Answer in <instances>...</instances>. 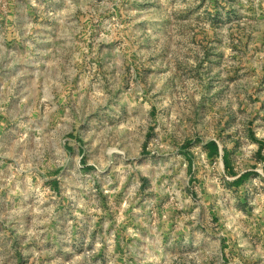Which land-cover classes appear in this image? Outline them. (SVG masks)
Listing matches in <instances>:
<instances>
[{"label":"rangeland","instance_id":"obj_1","mask_svg":"<svg viewBox=\"0 0 264 264\" xmlns=\"http://www.w3.org/2000/svg\"><path fill=\"white\" fill-rule=\"evenodd\" d=\"M0 17V155L32 187L0 180L4 227L27 201L40 238L54 219L68 243L79 218L63 264H264V0H0ZM71 126L92 167L55 193L31 173Z\"/></svg>","mask_w":264,"mask_h":264},{"label":"crops","instance_id":"obj_2","mask_svg":"<svg viewBox=\"0 0 264 264\" xmlns=\"http://www.w3.org/2000/svg\"><path fill=\"white\" fill-rule=\"evenodd\" d=\"M19 1L20 0H11V3L16 4ZM12 15L15 16L14 14ZM54 131H56L55 133H60L59 136H57ZM50 133L53 134L48 136V139L46 142L44 141L42 145L44 146V151L47 157L46 162L36 164L37 170L31 173V176L36 178V180L44 181L46 186H48L51 191L56 193L60 187V179L63 176H67V182L69 180H74L75 175H70L68 173L71 163L79 164L83 167V169H90L92 166H90L89 162L86 161L87 153L84 149V138L77 126H71L70 128L63 127L61 129L55 128V130H50ZM210 141L211 140H206L204 142V145L207 147V150L204 153L206 156L212 157L213 153L215 155L219 154V147L217 144V150L215 149L214 152H211L209 150V147L212 148ZM5 144L7 143H4V139L0 137V150L4 148L2 145ZM9 146L7 149L11 151L13 147H11L12 145L10 147ZM223 158V164L226 165L225 168H227V170L231 169V162L227 149L225 150ZM8 164L9 162L6 163L0 155V180L4 181L5 179L10 178V176L19 178V182L16 183L15 186L9 188L8 191H10L12 196L27 197L31 195L32 187L27 183L28 176L26 175L23 178L22 174H20L21 172H19V174L10 173L11 170ZM241 173L242 171L236 173V177ZM13 180L16 181L15 178ZM2 191L5 192L4 187H1V192ZM71 193L74 194V190L71 191L69 190V187H67L64 195L68 196ZM10 195H7L6 198L3 197L1 200L2 204H4L3 202H7ZM23 203L20 202L21 205ZM26 204L28 207L23 208L21 211L25 210L27 212L24 211L25 213H21L19 217L24 223H21L20 221L15 225L7 227H4V223H0V264H63L64 259H66L67 263H69L68 260L70 259L69 257H66L67 252L69 253V250H67L68 247L63 249L61 245L62 240L67 243V239H62L63 234L60 233L61 230L59 231L61 222H55L54 219L49 220L50 223L46 224L44 235H41L42 238H40L39 233L36 230L34 231V224L29 221L32 216L36 215L35 209H32L31 207L33 206L30 207L27 201ZM97 215L99 216V219L95 220V218H93L92 227H95L98 231V228L101 227L100 222L102 217L99 210H97ZM67 221H70L69 225L68 222H66V232L69 235V242L67 244L69 246H72L73 244L76 245V240L79 239V235L81 234L79 218L76 219L72 216L67 218ZM105 227H107L106 223H102L101 229ZM114 236L115 240L118 242L120 237L118 234H114ZM70 261L73 262L72 260Z\"/></svg>","mask_w":264,"mask_h":264},{"label":"trees","instance_id":"obj_3","mask_svg":"<svg viewBox=\"0 0 264 264\" xmlns=\"http://www.w3.org/2000/svg\"><path fill=\"white\" fill-rule=\"evenodd\" d=\"M210 144H211V147H212V151L211 152H214L215 149L217 150V148H218L217 147V143L214 140H211ZM224 155H225V149L223 148L222 149V158L224 157ZM223 160H224V158H223ZM224 166H226V165L224 164ZM246 174H247V172H242L239 176H237L236 181H240Z\"/></svg>","mask_w":264,"mask_h":264}]
</instances>
